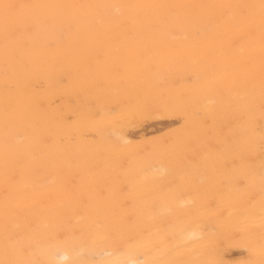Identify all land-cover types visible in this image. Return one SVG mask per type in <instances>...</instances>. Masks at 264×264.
I'll return each instance as SVG.
<instances>
[{"label":"bare ground","instance_id":"obj_1","mask_svg":"<svg viewBox=\"0 0 264 264\" xmlns=\"http://www.w3.org/2000/svg\"><path fill=\"white\" fill-rule=\"evenodd\" d=\"M9 2L208 6L260 0ZM228 11L146 8L117 17L105 9L40 10L63 19L18 31L7 64L0 24V247L5 195L14 193L9 207L14 222L31 230L25 235L42 243L55 234L68 239L69 260L58 258L59 264L100 259L111 251L100 243L105 235L133 230L177 242L196 230L212 264L260 258V21H246L235 10L225 22ZM177 15L179 22H160ZM166 119L172 125L164 133L146 134ZM9 168L23 184L6 180Z\"/></svg>","mask_w":264,"mask_h":264},{"label":"snow or ice","instance_id":"obj_2","mask_svg":"<svg viewBox=\"0 0 264 264\" xmlns=\"http://www.w3.org/2000/svg\"><path fill=\"white\" fill-rule=\"evenodd\" d=\"M189 7H211L229 10L225 19L231 20L235 10H242V18L253 21L257 17L260 21V98L262 119H264V0L258 4H223V5H139V4H97V5H43L12 3L9 0H0V24L3 28L5 40V63L8 62V46L14 41L18 31H39L49 23H56L59 18L55 15L41 14L40 10L46 9H105L112 10L117 17H125L130 10L146 8L181 9ZM77 23H88V17L71 18ZM180 17L165 16L161 23L179 22ZM254 126V122H253ZM262 148H264V126L261 129ZM121 161V166H123ZM15 168L6 170V180H12L15 184H23V176L19 175ZM247 179V177H245ZM261 205L264 209V171L261 173ZM15 200L14 193L5 195V213L2 225L3 245L0 247V264H59L58 258L68 261L67 238L55 234L47 243H42L38 236H27L29 228H21L14 222L16 215L14 208L9 205ZM111 247V251L105 253L100 259H92L87 262L73 259L69 264H212L208 258L207 245H205L199 233L193 230L180 241L169 239L163 233L144 234L137 231H123L114 235H105L100 241ZM97 242L93 241L89 252L95 255ZM80 253H77L79 255ZM174 254L180 258L170 259ZM249 264H264V248L260 251V258L252 260Z\"/></svg>","mask_w":264,"mask_h":264},{"label":"rangeland","instance_id":"obj_3","mask_svg":"<svg viewBox=\"0 0 264 264\" xmlns=\"http://www.w3.org/2000/svg\"><path fill=\"white\" fill-rule=\"evenodd\" d=\"M164 121V120H163ZM169 123L170 121H168L167 119H166V122L164 121V122H162L161 123V125H160V122H157V123H153V129H150V130H147V132L148 133H146L147 135H149V133H150V131H153V132H155L157 135H160V134H162V133H164L165 132V130H166V128H168V126H171L172 124L170 123L169 125H167L166 123ZM176 123V122H175ZM162 124H166L167 125V127H165V129H163L164 127L163 126H165V125H162ZM177 124V123H176ZM158 125V126H157ZM157 126V127H156ZM160 127H162V128H160ZM156 128H158L157 130H160L159 132L156 130ZM163 129V130H162ZM162 131H164V132H162ZM153 132H151L150 134L152 135V136H155L156 134L154 133V135H153ZM158 132V133H157ZM162 132V133H161ZM136 134V133H135ZM150 135V136H151ZM157 135H156V137H157Z\"/></svg>","mask_w":264,"mask_h":264}]
</instances>
